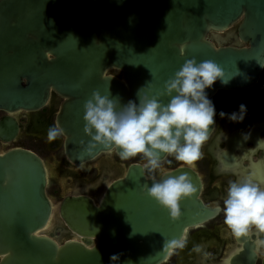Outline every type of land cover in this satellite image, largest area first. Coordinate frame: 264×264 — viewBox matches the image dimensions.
<instances>
[{
    "label": "water",
    "instance_id": "obj_1",
    "mask_svg": "<svg viewBox=\"0 0 264 264\" xmlns=\"http://www.w3.org/2000/svg\"><path fill=\"white\" fill-rule=\"evenodd\" d=\"M240 18L249 45H222L219 33ZM263 66L264 0H0V109L36 111L51 91L63 96L56 121L76 164L138 147L161 159L203 141L215 121L207 98L251 86ZM1 127L14 132L10 120ZM145 173L130 164L99 206L66 196L60 214L82 238L56 241L42 231L52 210L42 160L21 147L5 152L0 264H160L188 227L220 207L203 205L188 167L161 177L176 203ZM236 239L243 250L230 264H253L254 243L243 232Z\"/></svg>",
    "mask_w": 264,
    "mask_h": 264
},
{
    "label": "flooded vegetation",
    "instance_id": "obj_2",
    "mask_svg": "<svg viewBox=\"0 0 264 264\" xmlns=\"http://www.w3.org/2000/svg\"><path fill=\"white\" fill-rule=\"evenodd\" d=\"M240 22L241 18L219 33L222 45H249L239 36ZM64 100L51 91L47 105L39 110L10 113L0 109V156L21 147L43 162L45 193L52 205L43 234L56 241L80 240L82 236L60 214L62 200L83 195L99 206L108 187L125 177L130 164L150 168L151 173H145V177L159 182L167 198L176 203L175 196L165 191L161 177L179 167H188L200 179L198 198L203 205L220 209L212 217L188 227L181 242L160 264H230L231 257L243 250L244 241L236 239L238 232L254 243L253 264L262 263L264 240L257 233L264 229V66L251 86L221 89L207 98L205 104L215 121L203 141L183 143L161 159L148 156L138 147L126 157L111 150L80 164L71 162L63 150L66 137L56 121ZM129 109L130 105L126 111ZM4 120L11 121L13 133L1 131Z\"/></svg>",
    "mask_w": 264,
    "mask_h": 264
},
{
    "label": "rangeland",
    "instance_id": "obj_3",
    "mask_svg": "<svg viewBox=\"0 0 264 264\" xmlns=\"http://www.w3.org/2000/svg\"><path fill=\"white\" fill-rule=\"evenodd\" d=\"M115 74H119L120 72L118 70H114Z\"/></svg>",
    "mask_w": 264,
    "mask_h": 264
},
{
    "label": "bare ground",
    "instance_id": "obj_4",
    "mask_svg": "<svg viewBox=\"0 0 264 264\" xmlns=\"http://www.w3.org/2000/svg\"><path fill=\"white\" fill-rule=\"evenodd\" d=\"M51 220V219H50Z\"/></svg>",
    "mask_w": 264,
    "mask_h": 264
}]
</instances>
